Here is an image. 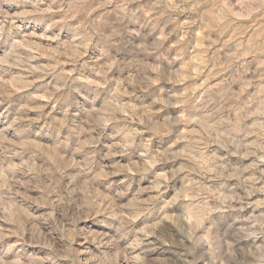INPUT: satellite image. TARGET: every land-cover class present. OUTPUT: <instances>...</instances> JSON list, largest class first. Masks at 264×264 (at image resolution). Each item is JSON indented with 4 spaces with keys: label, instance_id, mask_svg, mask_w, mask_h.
I'll return each mask as SVG.
<instances>
[{
    "label": "clouds",
    "instance_id": "clouds-1",
    "mask_svg": "<svg viewBox=\"0 0 264 264\" xmlns=\"http://www.w3.org/2000/svg\"><path fill=\"white\" fill-rule=\"evenodd\" d=\"M0 264H264V0H0Z\"/></svg>",
    "mask_w": 264,
    "mask_h": 264
}]
</instances>
